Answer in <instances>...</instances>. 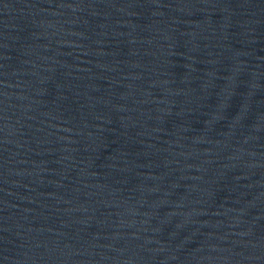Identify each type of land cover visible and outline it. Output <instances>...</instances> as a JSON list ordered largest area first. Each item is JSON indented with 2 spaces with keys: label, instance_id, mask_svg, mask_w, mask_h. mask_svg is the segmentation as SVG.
<instances>
[{
  "label": "water",
  "instance_id": "95a60500",
  "mask_svg": "<svg viewBox=\"0 0 264 264\" xmlns=\"http://www.w3.org/2000/svg\"><path fill=\"white\" fill-rule=\"evenodd\" d=\"M0 264H264V0H0Z\"/></svg>",
  "mask_w": 264,
  "mask_h": 264
}]
</instances>
